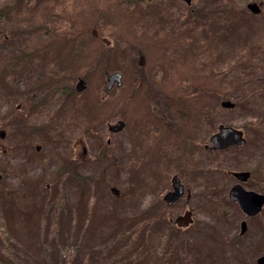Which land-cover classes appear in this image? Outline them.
Instances as JSON below:
<instances>
[{"label":"rangeland","instance_id":"1","mask_svg":"<svg viewBox=\"0 0 264 264\" xmlns=\"http://www.w3.org/2000/svg\"><path fill=\"white\" fill-rule=\"evenodd\" d=\"M127 1L0 0V264H256L264 206L246 217L227 193L239 168L264 192V0L260 15L250 0H190L192 17ZM115 71L122 85L107 91ZM218 124L242 130L247 149L199 151ZM82 147L88 178L61 183ZM173 175L190 198L169 207ZM184 210L191 222L177 226ZM235 235L240 251L220 257Z\"/></svg>","mask_w":264,"mask_h":264},{"label":"water","instance_id":"2","mask_svg":"<svg viewBox=\"0 0 264 264\" xmlns=\"http://www.w3.org/2000/svg\"><path fill=\"white\" fill-rule=\"evenodd\" d=\"M186 3L190 4V0H184ZM247 8L256 13L258 11V6L255 3H250L247 5ZM95 33V31L93 30ZM121 80V75L119 72H113L111 74L106 75V89H111L114 85L119 86ZM85 88V83L82 79H79L75 84L74 90L79 92ZM221 106L223 107H231L233 106L232 103L229 101H222ZM123 127V122L119 121L113 126H109V131H118ZM4 133H1L3 136ZM245 142L244 138L242 137V132L236 128L231 126H225L220 124L218 126V131L211 135L210 137V144L212 149H223L230 145H240ZM239 177L240 180H245L249 173L248 172H241L235 174ZM172 191L163 195V201L168 205H172L183 193V185L179 182L177 176L172 177ZM228 198L237 204L239 210L244 214L246 217H254L256 216L264 206V194L258 193L252 190H246L241 185L235 184L233 185L228 191ZM191 211L187 210L184 212L183 215H179L174 218V223L177 226L184 227L191 222ZM239 235L243 234L246 230V222L241 221L239 224ZM256 264H264V254L260 255L256 258Z\"/></svg>","mask_w":264,"mask_h":264},{"label":"flooded vegetation","instance_id":"3","mask_svg":"<svg viewBox=\"0 0 264 264\" xmlns=\"http://www.w3.org/2000/svg\"><path fill=\"white\" fill-rule=\"evenodd\" d=\"M171 2H174V3H176V4H178V6L180 7V9H179V11H180V16L182 15V13H188L189 12V16L190 17H192L193 16V14H198L199 13V10H197V11H195V9H194V7H191L190 5L191 4H188V3H186L184 0H133V2L132 1H127L126 3L127 4H133L134 6H135V8H137V9H139V7H148L149 6V4H151V3H153L154 4V6H155V8H157L158 10H159V8L160 9H164L165 11H167V10H169V7H171L170 6V4H171ZM191 3V2H190ZM250 3H255V4H257L258 5V3L257 2H255V1H253V0H250V1H246V7H247V5L248 4H250ZM140 5H142V6H140ZM258 11L256 12V13H252L253 15H260L261 14V12H262V10H261V8H260V6L258 5ZM146 9V8H145ZM249 10V9H248ZM250 11V10H249ZM139 13H145V10H142V9H140L139 11H137L136 12V14H139ZM91 33H92V35H94L95 37H96V33H94L93 31H91ZM105 40V39H104ZM103 40V41H104ZM105 50L106 51H108L109 49L108 48H105ZM135 50H136V53H137V55H139V56H141V54L143 53V49H139V48H135ZM116 72V71H115ZM111 73H113V72H106L105 74H104V76H105V82H106V75L107 74H111ZM120 75H121V80H120V85L119 86H113L111 89H113L114 87H116V88H119V87H121V85H122V74L120 73ZM80 79V78H79ZM79 79H77V80H79ZM111 89H109V90H107V91H111ZM222 102V101H221ZM125 104H126V102H125V100L124 101H122V100H120V101H118V105H117V107H118V109L121 111V110H123V108H124V106H125ZM157 105V104H156ZM158 108V107H157ZM163 111V110H162ZM102 113V112H101ZM163 113H164V115L166 116V112L165 111H163ZM167 118V117H166ZM119 121H121V122H123V127L119 130V131H121V130H123L125 127H126V121H123V120H121V119H118V120H116V122L115 123H110V124H107V129H108V127L109 126H113V125H115L117 122H119ZM220 124H218L217 125V130L214 132V133H216L217 131H218V126H219ZM225 126H227V125H225ZM118 131V132H119ZM241 132H242V137H244V140H245V142L243 143V144H240V145H230V146H227L226 148H223V149H212L211 148V144H210V137H211V135H213L214 133H212L209 137H208V144H205L204 142H203V136H202V140H201V146L200 147H198V150L200 151V150H202V149H206V150H208L209 152H211V153H218V152H224V151H226V150H229V151H242V150H246L247 148H245L246 146H247V139H246V137H245V135H244V133H243V131L241 130ZM109 133L110 134H115L116 132H114V131H109ZM106 145L109 143V140L108 139H106ZM38 147H39V145H37V147H36V150H38ZM86 157V149L84 148V147H82V150L77 154V155H75L74 157H72L71 159H70V163H72L73 162V166L74 167H80V168H82L81 166H79V163H82V161L84 160V158ZM241 172H248L249 173V175H248V177L245 179V180H240L239 179V177H237L235 174H238V173H241ZM230 174H231V176H232V179L234 180V183L229 187V189L233 186V185H235V184H239V185H241L244 189H246V190H250V189H248V188H246L245 187V185L248 183V181H249V178L251 177V175H252V172L251 171H247V170H243V169H240L239 168V170L238 171H231L230 172ZM173 176H176V175H173ZM172 176V177H173ZM172 177H171V179H170V190H168V191H166L163 195H165L166 193H168V192H170V191H172L173 189H172V182H171V180H172ZM88 177H86V178H84L85 180L87 179ZM178 178V177H177ZM179 180V179H178ZM180 182V181H179ZM182 184V183H181ZM183 185V184H182ZM261 189H262V187H260ZM229 189H228V191H229ZM261 189H259V191H255V192H258V193H262V194H264V192L261 190ZM113 191H116V190H114V189H112ZM252 191H254V190H252ZM163 195H162V197H163ZM183 195H185V199L186 200H188L189 198H190V193H189V190L187 189V188H185V186L183 185V193L181 194V196L173 203V204H175ZM227 195H228V193H227ZM173 204L172 205H170V206H173ZM169 206V207H170ZM184 212H185V210H184ZM191 213H192V211H191ZM242 213V212H241ZM243 214V213H242ZM244 215V214H243ZM174 221V220H173Z\"/></svg>","mask_w":264,"mask_h":264},{"label":"trees","instance_id":"4","mask_svg":"<svg viewBox=\"0 0 264 264\" xmlns=\"http://www.w3.org/2000/svg\"><path fill=\"white\" fill-rule=\"evenodd\" d=\"M195 11H197V10H195ZM199 13H200V11H199ZM199 13L198 14H195L196 16L197 15H199ZM25 68L24 67H19V69H18V71H23ZM26 73H27V71H26ZM0 78H1V80L0 81H5L4 79V77H2V76H0ZM66 88H68V87H66V86H61V93H63L64 92V90H67ZM75 90H73V88H68V90H67V94H69V95H71L73 92H74ZM31 94L32 93H30V95H29V97H32L31 96ZM41 105V102H36V103H34L33 104V106H31V108L34 110L36 107H38V106H40ZM261 113H264L263 111L261 112ZM105 118H106V116H103V117H100V118H98V119H104V120H102V121H105ZM30 138H31V135L30 134H27V137L26 138H24L21 142H20V146L21 145H23V151H24V157H27V155L29 156V153H30V150H31V148H32V145H31V141H30ZM13 144V143H12ZM12 144H11V146H12ZM102 145H104V146H106V143H101ZM16 145H18V143L16 144ZM13 147V146H12ZM0 152H2V153H4V152H6V148H4L3 149V151L2 150H0ZM6 156H8L7 155V153H6ZM105 156H107L105 153H100V154H98V155H95L94 156V158H95V160L97 159V160H101V159H105L106 157ZM5 159V156H2L1 157V159ZM7 162V161H6ZM64 163L66 164L65 165V167L64 168H62L63 169V171L62 170H60V178H59V180H60V182L61 183H63V181H62V177H64V175L66 174H68V175H70L71 174V177H76V179H79V178H81L82 180H85L83 177H80V175L78 174V172H77V169H78V167H72L71 169V172L69 171V165L71 164L70 163V158H65L64 159ZM102 179H105V178H102ZM29 181H31L32 182V180L31 179H28ZM79 195H78V197H77V200H79ZM60 199L62 200V201H64V199H66V196H65V194H61V197H60ZM78 202V201H77ZM158 202H160V199H158ZM78 203H81V201H79ZM57 207H59L60 209H62L63 208V204L62 203H57ZM262 227H263V230H262V235H263V238H264V224H262ZM5 233H8V232H6L5 231ZM239 238H242V237H240L239 235H235L234 237H233V239H231L229 242H227V243H225V245L224 246H222V247H220L219 248V253H221L220 254V257H226V253L224 252L223 253V251H222V248H226L225 249V251L226 252H228V253H232V252H236V251H240V244L239 243H237V241H235L236 239L238 240ZM7 239H9V237L7 236ZM183 242H187V239L184 241L183 240ZM260 242H263L264 243V239L263 240H261Z\"/></svg>","mask_w":264,"mask_h":264}]
</instances>
